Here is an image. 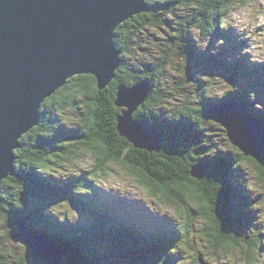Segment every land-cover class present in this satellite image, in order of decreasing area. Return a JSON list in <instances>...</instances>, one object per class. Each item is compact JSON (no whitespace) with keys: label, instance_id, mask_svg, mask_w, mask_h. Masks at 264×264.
I'll return each instance as SVG.
<instances>
[{"label":"trees","instance_id":"obj_1","mask_svg":"<svg viewBox=\"0 0 264 264\" xmlns=\"http://www.w3.org/2000/svg\"><path fill=\"white\" fill-rule=\"evenodd\" d=\"M243 1L146 0L149 7L147 11L118 25L113 32L114 47L120 52L119 67L107 88L100 90L93 75H78L43 102L39 124L34 127L33 132L23 135L19 140L21 147L14 150V174L0 182V218L3 222V228L0 226V264H5L3 261H8L7 257L15 260L14 251H5L2 241L14 240V233L18 231L11 225L18 221L58 247L64 260L66 259L61 264H181L176 255L180 253L179 247H172L174 237L166 234L162 228L155 227L157 232L144 239L145 232L152 231V228L149 224H141L133 216L128 215L122 219L127 221L123 228L126 230L127 226L135 231L134 237L119 228L104 231L98 225L90 228L81 223L79 213H83L85 218L89 217V222H96L107 216L109 205L113 207L102 195L92 196L91 203L77 200L78 197H88L96 190L90 180L82 179L85 172L73 170L75 179L68 177L66 181L56 177L63 175L56 171L60 172L80 162L81 155L92 156L94 169L89 172L96 181L107 175V166H124L133 176L143 181V187H149L153 198L163 203L164 196L159 199L152 186L166 195L190 197L192 202L189 203L199 207L196 208L198 216L195 221L202 222L201 233L207 239V248L213 253L209 251L207 255L212 257L218 248L230 254L235 249L245 248L241 259L246 264L249 263L250 251L260 244V241L255 239L253 242L249 238V234L255 229V226L252 229L250 223L255 217L251 209L257 208L264 198V183L259 193L250 191L254 185L240 173L239 165L246 164L244 167L247 168L248 164H254V168L260 172L256 174L254 171L259 183L264 182V168L253 159L245 157L229 141L226 146L229 157H225L224 153L209 157L210 149L203 144L206 137L211 139V136L204 134L199 124L184 120L188 115L189 119L198 118L202 122L205 120L204 110L201 112L200 107L185 108L184 119L183 114H178L181 119L173 120V107L166 103L171 93L169 91L177 92L180 85L174 82L178 85L173 87L171 83L162 80L166 77L167 66H177L174 64L177 59L183 61L180 67L184 72L181 85L184 82L189 84L195 73L203 69H215L216 66L231 75L236 74L239 81L245 79L247 74L240 64L241 56H237L244 42L237 44L235 31L230 28L229 23L230 10ZM143 22L148 23L149 27L155 23L158 28L163 26L170 32L176 29L171 40L168 38L170 42L173 41L172 45L161 48L160 57L145 64L136 63L133 54L141 46L140 35L136 33L138 29H142L138 27ZM210 38L233 42V45L225 44L228 56L232 58L231 63L226 64L219 57V52L215 55L198 52V46L201 43L204 45ZM181 42L184 54L175 52ZM216 60L223 64L220 65ZM253 69L248 67L247 70ZM252 73L255 74L254 70ZM205 75L214 74L211 72ZM143 83L149 85L150 90L132 116L145 131L154 134L162 142L159 152L136 148L121 137L117 130V116L123 110L115 104L118 86L130 89ZM258 84L264 86V82H256L251 90H245L244 93L236 88L235 92L219 98V103L213 97L204 98L202 109L236 101L245 105L252 116L264 119V113L255 111L253 101L247 97L248 93L252 95L256 92ZM200 87L202 86L198 89ZM205 90L203 86L197 91L198 98L205 95ZM63 109L72 110L70 114H79L80 117L68 114L76 121L66 118L62 114ZM216 162H219L218 167L215 166ZM196 171L203 172V177L199 178ZM47 176L58 187L47 182ZM246 194L255 199L253 206ZM57 206H63L65 213L54 214ZM185 209L175 210V213L176 216L181 212L185 214L186 225L183 224L181 232L187 238L189 231L194 230L190 229V224L194 222L192 220L197 212L189 206ZM68 215L74 217L75 222L66 221ZM132 238L134 241L130 243ZM100 242L104 244L103 253H99L97 249ZM110 244L113 245L114 252L111 251ZM186 247L191 252L196 250L194 244L189 242ZM116 254L120 256L121 263L116 261ZM193 256L194 258H189L190 264H200V259L207 264L208 257L204 258V254L195 251ZM15 264H23L22 258L16 259Z\"/></svg>","mask_w":264,"mask_h":264},{"label":"water","instance_id":"obj_2","mask_svg":"<svg viewBox=\"0 0 264 264\" xmlns=\"http://www.w3.org/2000/svg\"><path fill=\"white\" fill-rule=\"evenodd\" d=\"M146 9L145 0H0V182L14 174L13 152L21 147L23 135L39 124L47 98L78 75H93L100 90L114 80L120 52L113 32ZM121 86L115 102L123 109L117 116L120 136L136 148L159 152L162 142L132 116L145 101L149 85ZM247 113L244 105L229 103L209 118L228 130L232 146L264 168V121ZM196 174L201 178L203 172ZM14 225V237L38 260L64 261L50 241L20 221ZM39 239L52 252L38 245Z\"/></svg>","mask_w":264,"mask_h":264},{"label":"rangeland","instance_id":"obj_3","mask_svg":"<svg viewBox=\"0 0 264 264\" xmlns=\"http://www.w3.org/2000/svg\"><path fill=\"white\" fill-rule=\"evenodd\" d=\"M149 7H147L148 9ZM147 9L145 11H147ZM144 11V12H145ZM229 23L230 28L236 32V42L237 44H240L242 42H245L244 47L240 50V54L242 55L241 58V67L242 70L247 76L245 79L238 80L239 76L236 74L231 75L230 72L222 71L221 67L216 66L215 69H203L201 72L195 73L188 84L187 82L182 83L181 80L184 79V72L181 71L180 67L183 65L182 59H177V61H174V64L176 63L177 66H173L172 68H166V77H163L162 80L171 83L170 85L174 87V85H180V90L177 92L175 91H169L171 92L168 96V100L166 104H169L173 111V116L171 117L174 119H181V117H178V114H183L182 117L184 119L186 111L185 108L188 109H196L199 108L202 112L204 110L205 112V120L202 122L197 118V120H192L188 118V115L184 119L185 122L189 123L190 121H193L194 124H199V126L202 128V131L207 136H211V139L209 137H206V141L203 145L206 146V148L210 149V156L211 158L221 155L222 153L226 154L225 157H229V149L226 148L228 145L227 141L229 138L227 133L228 131L221 125L219 122H215L209 118V115L212 111L216 110L218 107L211 108L205 110L202 109V104H204V98H210L213 97L216 100L219 98H222L223 96L227 95L228 93H233L236 91V88H239L240 93L245 90H251L252 86L257 82H264V0H244L243 3H238L233 8V10L229 12ZM140 15L136 14L134 16ZM159 19V17H156ZM170 19V18H168ZM131 20V19H128ZM127 20V21H128ZM136 20V18H135ZM148 23L143 22L138 28L136 34L140 35L139 42L141 44L140 48L136 49L133 54L135 57L136 63L145 64L148 62H153L155 57H160L159 52L160 49H164V47H170L172 45L173 41H169L174 34L176 29H173V32H170L165 27L160 26L159 28L153 23L151 27L147 26ZM171 40V39H170ZM183 42L179 43V47H176L175 52L179 54H184L183 52ZM228 43L229 45H233V42H226L219 39H209L205 41V44L202 45V43L198 46L199 50L198 52L203 53H210L215 55L219 52V57L225 61L226 64L231 63L232 58L228 56V47L225 46V44ZM183 46V47H182ZM172 49V46H171ZM224 50V51H223ZM148 51V52H147ZM144 52V53H143ZM224 52V53H223ZM205 55V54H204ZM205 57H207L205 55ZM207 60V58H204ZM213 61V58H212ZM219 62L220 65L223 64V62L216 60ZM134 63V62H133ZM255 64V65H253ZM257 64V66H256ZM181 65V66H180ZM206 65V64H205ZM248 65H251L249 67L254 68L253 70H247ZM247 67V69L245 68ZM184 68V66H183ZM205 72L203 73V71ZM213 72L214 75L207 76L205 74H210ZM229 77V78H228ZM229 80V81H227ZM249 80V81H247ZM235 83H232V82ZM174 82L178 84H174ZM199 86H204L205 95L201 98H198L197 91L200 90L202 87L198 89ZM123 87V85L121 86ZM169 87V86H168ZM172 87V88H173ZM230 87V88H229ZM150 90V88H149ZM148 90V91H149ZM252 95L248 93L247 97L250 98L253 101V108L258 113H264V86L258 84V88L255 90ZM149 93V92H148ZM246 95V94H244ZM234 103L238 104L236 101H233ZM229 104L226 103L222 106H225ZM221 107V106H219ZM119 108V107H118ZM231 108V106L229 107ZM86 111V108H83ZM122 109V108H121ZM62 114L66 116V118H72L76 121L75 118L70 117L68 114L72 113V110H66L63 109ZM180 110V112H179ZM75 115L76 117H80L79 114H70ZM248 117L251 118L252 115L250 113H247ZM202 119V117H201ZM236 121H239V118L236 117ZM34 127L28 132H33L32 130ZM33 134V133H32ZM30 134V135H32ZM39 134V133H38ZM240 135H236L234 138H238ZM199 142V140H197ZM230 144V143H229ZM245 145V144H244ZM148 151L152 152L153 150ZM16 150V149H15ZM14 153V152H13ZM205 153V152H204ZM80 162L75 164L73 167H66L62 171H56V173L61 174H68V173H75L73 170L82 172H85L83 175V179L90 180L94 185H99V188H97L93 192V196H101L102 192L104 193V196L106 199H115L116 197L124 198L126 200L133 201V206L128 207L125 203V209L128 212H134V211H142L145 218V225H148L152 228V231H146L144 235V239H148L149 236L151 237L152 234L155 232V227L162 228L166 234L172 235L174 238V246L179 247L181 255L180 262H184V264H190L187 258H194V253L199 252L204 254V258H207V264H246L241 259V254L245 252V248L242 249H235L234 252L225 253L221 249L215 250V255L210 257L207 255L209 253V249L207 248V239L203 236L201 233L202 230V222L198 221L196 222V218L198 216L197 209L199 207L197 205H193L191 198L188 196L181 197L178 195V198L176 196H170L163 193L160 189H158L156 186H152V189L155 193H157V197L161 199L162 195L164 196L163 200L164 203L156 198H153L151 195V190L149 187L142 186L141 183L143 181L139 180L135 176H133L130 171L126 167L116 166V165H109L106 167L107 175L101 179L97 178V181L91 177L90 170L94 169L93 166V159L92 156H85L81 155L79 158ZM219 162H216L215 166L218 167ZM246 164H240V173L245 177V179L253 184V190L254 193H259L261 187L263 186V183H259L256 180V174H260L258 170L254 168V164H248L251 166L250 168H245ZM255 171V173H254ZM80 176V174H78ZM137 176V175H136ZM58 177V176H57ZM138 177V176H137ZM203 177V176H202ZM62 178V177H61ZM70 178V175H69ZM80 178V177H77ZM73 179H75V174ZM236 181V180H235ZM80 183V182H78ZM146 184V183H145ZM176 191V190H175ZM177 193H175L176 195ZM247 197L249 198L250 205H254L255 199L250 198L249 194ZM161 196V197H160ZM187 201V202H186ZM257 203V202H256ZM259 206L257 208L251 209V213L255 215L254 219H251V225L252 229L255 226V229L252 230L253 233L249 234V238L255 242V239L257 242L260 241V244L253 248L249 253V263L248 264H264V198L261 199V201L258 203ZM190 207L191 210L196 211L197 214H195L193 223L190 224V229H194L193 231H189V234L187 235V238L184 236L182 239V236L179 235V233L182 231L183 224L186 225V220L184 219V213L181 212L178 216H176L175 210H184L187 207ZM197 208V209H196ZM186 210V209H185ZM54 214H64L65 210L63 206H57V209H54ZM69 213V212H66ZM68 219H65L66 221L75 222V218L71 217V215H68ZM65 220L63 221L65 223ZM16 224V222L14 223ZM12 223L11 226L15 227L17 229V226ZM66 224V223H65ZM64 224V225H65ZM67 225V224H66ZM0 226L3 228V222L0 218ZM10 226V227H11ZM9 227V228H10ZM114 228V227H113ZM10 231V230H9ZM134 232V231H133ZM144 232V231H143ZM257 232H259V236H257ZM16 233H14L15 235ZM182 234V232H181ZM132 235V234H130ZM3 236V235H2ZM37 236V235H36ZM38 237V236H37ZM132 237H134L132 235ZM3 238V237H2ZM44 238V237H42ZM186 238V240H185ZM38 239V238H37ZM45 239V238H44ZM47 240V239H45ZM185 240V242H184ZM41 244V247L45 249H49L48 251L52 252L50 247L46 245L41 239H39ZM134 239L130 241V243H133ZM187 242L190 244H194V247L196 248L195 251H192L186 247ZM182 244V245H181ZM209 244V243H208ZM3 247H5V251H14V259H11L10 257H7L8 261H3L5 264H15L16 259L23 260V264H45L37 259V256L30 254V252L25 247L24 243H22L20 240H3L2 241ZM104 245L102 242L99 243V247L97 249L99 250V253H103L102 248ZM112 244H110L111 251L114 252V247L112 248ZM210 246V244H209ZM213 248V247H212ZM29 254H27V253ZM211 252V251H210ZM105 253V252H104ZM207 256H206V255ZM211 254H213L211 252ZM186 255V256H185ZM66 260V259H65ZM64 260V261H65ZM116 261L118 263H121L122 260L120 259V256L116 254ZM189 261H191L189 259ZM2 263V262H1ZM178 263V262H177Z\"/></svg>","mask_w":264,"mask_h":264},{"label":"bare ground","instance_id":"obj_4","mask_svg":"<svg viewBox=\"0 0 264 264\" xmlns=\"http://www.w3.org/2000/svg\"><path fill=\"white\" fill-rule=\"evenodd\" d=\"M145 2H146V0H145ZM248 67H249V66H248ZM247 81H249V80H247ZM229 88H230V87H229ZM233 120L236 121V119H233ZM237 122H239V121H237ZM225 129H226V128H225ZM226 130H227V129H226ZM227 131H228V130H227ZM27 133H28V132H27ZM227 135H228V133H227ZM257 164H258V163H257ZM258 165H259V164H258ZM14 172H15V171H14ZM194 177H195V176H194ZM199 261H200V264H205V263L202 262L201 259H200Z\"/></svg>","mask_w":264,"mask_h":264}]
</instances>
